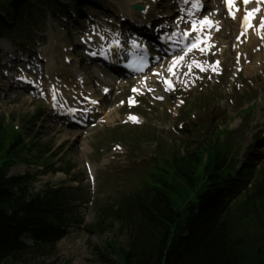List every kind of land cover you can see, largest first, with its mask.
<instances>
[{"label": "trees", "instance_id": "1", "mask_svg": "<svg viewBox=\"0 0 264 264\" xmlns=\"http://www.w3.org/2000/svg\"><path fill=\"white\" fill-rule=\"evenodd\" d=\"M13 3L0 0V9ZM25 136L0 121V264L51 256L65 231L80 223L71 190L30 195L31 177H7L16 163L30 162L29 151L37 149L38 159L46 153L25 144ZM230 141L216 132L157 161L135 190L100 210L90 230L108 221L126 235L123 248L108 244L115 255L108 264H264V164L237 169ZM23 235L31 247L19 240Z\"/></svg>", "mask_w": 264, "mask_h": 264}, {"label": "rangeland", "instance_id": "2", "mask_svg": "<svg viewBox=\"0 0 264 264\" xmlns=\"http://www.w3.org/2000/svg\"><path fill=\"white\" fill-rule=\"evenodd\" d=\"M64 1L73 8L71 0ZM86 2L95 8L97 6L111 13H118L120 10L132 12V6L145 5L150 0ZM164 2L166 6H163V10L166 11L169 3ZM44 27V33L35 41L44 43L48 56L53 52L61 53L62 46L67 48L74 44V40L67 36L55 19L46 16ZM227 34L225 32L222 35ZM231 39L232 37H228L227 40ZM33 45L37 46L36 43ZM226 46L229 49L227 43ZM230 55L222 57L227 63L224 75L218 81L206 83L198 91L187 95L177 94L161 104H154L148 98L142 100L143 104L133 111L140 116L136 127L122 124L127 113L125 109H119L118 102L129 96L128 88L123 85V89L115 91L111 102H108V112L116 109L111 113L109 126L104 124L101 129L96 128L86 139L75 140L76 135L66 140L56 138L53 136L54 132H51V126L55 124L48 119L47 107L27 96H16L11 91L8 92L0 82V87L2 85L4 88V92L0 91V121L15 127H21L24 121V126L32 133L28 139L39 145L40 149H48L40 160L35 159L30 166H15L10 170L9 176L36 175L30 193L40 192L46 187H70L77 191L73 193L79 199L78 212L82 220L81 226L68 230L51 256L28 255L24 263L20 264H108V258L115 259L108 243L123 248L126 235L119 232L118 224H108V221L90 232L89 227L96 224L100 210L108 205H116L121 197L135 190L156 159L165 158L183 147V150L193 148L202 138L211 137L215 130L227 128L231 133V146L239 163L246 164L255 158L256 165H263L264 142L260 134L261 131L264 133V127L259 128L264 124V61L261 58L262 61L254 64L252 73H245L244 67L252 63L249 62L250 58L243 60L239 78L234 80L235 71H232L233 61ZM56 57L53 61L60 69L61 54ZM89 76L94 85L98 81L97 75ZM131 85L132 83H128V86ZM179 98L183 101L178 102ZM207 103L209 107L204 106ZM181 122L184 123V130L179 132ZM113 145H121L125 154L113 161L110 159L111 168L104 172L99 163L105 154L108 158L114 156L110 150ZM53 154L55 156L52 158ZM85 163L95 168L93 191L85 180ZM48 165L60 170L70 167V172L36 174ZM73 176L78 177L75 183L69 181Z\"/></svg>", "mask_w": 264, "mask_h": 264}, {"label": "bare ground", "instance_id": "3", "mask_svg": "<svg viewBox=\"0 0 264 264\" xmlns=\"http://www.w3.org/2000/svg\"><path fill=\"white\" fill-rule=\"evenodd\" d=\"M227 30V29H226ZM237 32V31H236ZM245 39H246V43H245V45L242 47V48H240V52H243V54H246V53H249L250 55H252L253 56V59L255 58V57H257L258 55H257V53H256V49H257V47L260 45V42L259 41H257L258 39H257V34L256 33H254V34H248V35H246V37H245ZM52 54V53H51ZM225 55H228V52L226 51L225 52ZM59 56H60V54H59ZM72 57V56H71ZM57 58V57H56ZM249 60V59H248ZM248 62V61H247ZM250 62V61H249ZM259 62V61H258ZM249 65V64H248ZM52 66V65H51ZM53 68H54V65H53ZM79 67H75V69L76 70H79L78 69ZM261 68V67H260ZM55 69V68H54ZM253 67H248L247 69H246V71H248V72H251V71H253ZM51 70H52V67H51ZM74 70V69H73ZM261 70V69H260ZM74 72H71V70L69 69L66 73H64L63 74V76L64 77H62L61 75V79H59V81L55 84L56 85V87L60 90V88L62 87L61 85L62 84H65V83H68V77H72V74H73ZM252 73V72H251ZM54 75H56L57 76V73L55 74V73H53L52 74V76H54ZM51 76V77H52ZM55 77V76H54ZM78 76H76L75 78H77ZM53 84H54V82H52ZM69 86H71L70 85V83L68 84ZM139 86L141 87L142 85H140V83H139ZM59 101H66V102H71V101H73V99H66V98H62V96H61V94H60V96H59ZM118 117V116H117ZM108 118V117H107ZM52 131L51 132H54V134H53V136L55 135V137L57 138V137H60V139L61 140H66L67 138H72V136L73 135H75L74 133H73V131H70V130H66V129H63V128H60V127H53L52 129H51Z\"/></svg>", "mask_w": 264, "mask_h": 264}]
</instances>
